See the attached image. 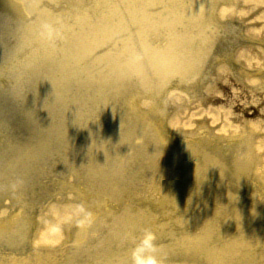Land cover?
Segmentation results:
<instances>
[{
	"label": "rangeland",
	"instance_id": "374dc122",
	"mask_svg": "<svg viewBox=\"0 0 264 264\" xmlns=\"http://www.w3.org/2000/svg\"><path fill=\"white\" fill-rule=\"evenodd\" d=\"M31 1L0 0V221L6 216L29 220V232L17 247L8 251L0 243V264L13 259L16 264H47L36 261L34 254L40 251H51L52 263L91 264L107 247L116 246L122 252L132 249L145 229L160 235L159 244H174L170 255L178 256L185 244L177 241L202 232L203 226L194 219L200 206L208 203V207H219L211 196L217 194L223 178V186L233 195H246L243 182L231 175V168L221 169L219 181L208 168L201 170L198 166L206 155L226 164L238 141L264 136V0H231L228 5L222 0H178L174 5L168 0H145V6L139 7L127 0H33L34 8ZM75 11L93 27L124 28L126 32L112 35L114 45L128 39L134 46L150 41L148 45L158 48L170 36L185 37L194 47L190 51L187 45V51H196L198 58L194 65L187 64V93L172 89L169 97L162 95L163 105L153 109L141 104L140 110L149 117L151 137L160 138V155L169 164L149 165L148 159L140 156L123 164L119 173L124 191L118 198L86 187L91 174L102 170L96 168L88 175V165L95 164L91 159L94 147L90 149L88 144L98 143L92 123L102 120L117 124L120 113H130L129 108L113 100L109 101L110 108L80 107L79 98L85 91L76 89L71 75L66 79L64 94L61 83L59 88L53 87L61 79L54 61L68 42L65 27L70 31L77 27L69 16ZM43 12L49 14V21ZM157 12L162 15L157 17ZM99 19L104 26L96 22ZM40 45L51 50L45 52L47 61L38 51ZM78 111L82 112L81 122ZM197 112L201 113L197 118L200 126L192 117ZM140 142L134 139L133 145ZM103 143L121 157L116 142L109 139ZM181 143L187 145V151ZM171 144L179 146V152L172 151ZM16 146L33 150L35 157L23 166L14 164L10 156ZM180 152L187 158V168H197L195 174L205 181H197L199 177H193V171L182 172L184 165L176 157ZM123 153L127 157L132 152ZM236 155L240 156L241 150ZM11 164L14 169L5 173L3 168H12ZM30 164L35 166L28 168ZM153 168H167L168 176L164 174L157 186L152 184ZM15 185H22L21 193H16ZM249 193H254L250 199L264 202L262 186L252 187ZM80 206L92 213L91 223H81L84 214ZM223 223L219 218L215 225L219 229ZM42 224L40 231L53 224L45 228L53 242L35 241V232ZM230 235L228 231L224 237ZM73 237L82 240L76 243ZM217 239L210 237L209 243ZM252 251L264 255L260 245ZM202 257L187 244V258L191 260L170 264H202Z\"/></svg>",
	"mask_w": 264,
	"mask_h": 264
},
{
	"label": "bare ground",
	"instance_id": "6f19581e",
	"mask_svg": "<svg viewBox=\"0 0 264 264\" xmlns=\"http://www.w3.org/2000/svg\"><path fill=\"white\" fill-rule=\"evenodd\" d=\"M154 1L161 2L164 0ZM168 1H171L174 5L178 0ZM229 2L232 1L222 0V3L225 5H228ZM127 3L138 7L145 6V0H127ZM31 5L34 8L33 0L31 1ZM171 7V5L168 6V9ZM43 13L47 18L45 20L49 21V14ZM154 15L159 17L162 14L157 12ZM69 16L75 20L77 27H74L71 31L68 27H65L66 33L69 36L68 42L63 47V52L59 55L58 60L54 61L55 68L61 70V79L59 83V79L54 82L53 87L57 89L61 83L64 94L66 85L68 84L66 79L71 75L72 77L74 76V80L76 81V89L81 92L85 91L81 100L79 98L80 107L86 106L88 107L87 109L91 110L97 105L102 109L110 108L109 101L113 100V102L116 101L115 104L118 102L121 106L126 107V109L129 108L130 111V113L122 111L119 115L121 120H116L117 124H108L102 120L92 123V128L94 129L92 134L96 137L98 143L88 144L90 149L94 147L95 150V154L91 158L95 161V164L88 165V168H91V170H88V175L96 168H102V170L99 173L91 174L93 181L91 178H88V185L86 187L90 190L92 188V191L95 193L97 191L105 193L112 197V199L118 198L119 194L124 191L121 179L122 175L119 173L120 168L125 166L123 164H126L136 156L148 159L149 165L157 167L158 164L163 166L169 164V160L160 155V138L157 136L155 138L151 137L153 133H150L147 127L149 117L140 110L141 104L148 105L149 109H153V106L158 107L159 105L161 107L163 105L164 99L161 98L162 95L165 94L169 97L172 94V89L182 90L187 93L185 89H187L186 86L189 82V78H187L188 65H194V62L198 58L195 55L196 51L190 53L194 47L187 43V38L185 37L181 40V37L170 36L167 38V43L162 44L158 48L148 45L150 41H143L139 46H134L128 39L122 40L119 45H114L112 35L126 32L124 28L119 30L118 27L116 29H108L96 25L93 27L79 11L71 12ZM96 22L104 26V22L101 19ZM203 41H206V38ZM208 44H211V41ZM187 45L190 51H187ZM138 49L141 51L140 54L137 53ZM39 50L41 51L42 58L47 61L48 55L45 52L51 51L49 47L40 45ZM63 54H70L71 58L67 59L66 55ZM86 91H90V93ZM63 101H65L64 98ZM151 112L149 110V113ZM200 116V112L192 113L195 123L199 126L202 122L197 118ZM77 118L81 122V111L77 112ZM165 118L166 116L163 115V119ZM63 125H65V120H63ZM171 127L173 126L171 125ZM177 131L179 130H175V132ZM183 132L187 135L186 130ZM102 138L104 141L111 139L116 142L119 145L121 157L110 152L105 147L104 141L100 140ZM137 138L141 142L135 146L133 145V140ZM250 138V140H240L232 147L226 164H218L213 156L210 158L206 155L203 160L204 163L198 166L201 170L208 168L209 173L213 172L218 180L222 168H231V175L233 174L232 176L235 179L243 182L242 186L245 189L244 193L246 195L239 197L233 195L230 190L223 186L225 183L222 177V182L219 180L217 194L215 193L211 196L217 199L219 207H215V205L214 207H208L207 203L200 206L194 217L196 223L203 226L204 231L201 228L202 232L200 231L197 234L198 236L187 237L186 235L180 238L177 243H184L185 246L183 247L184 249H180L182 251H178V256L170 255L171 249L175 247L174 244H160L161 254L167 257L166 264H170L175 260L182 262L191 260L187 258V244L192 246L194 252L196 249L202 254V264H264V255L262 257V254L252 251L256 245H260L264 251V202L260 204L250 199L254 193H249L252 187L257 189L262 186L264 188V136ZM101 142L102 144H100ZM166 142L167 145L170 143L165 139V144ZM181 145L183 151H187V145L185 143H181ZM171 147L172 151L179 152V146L174 148L171 144ZM129 150L132 153H126L129 154L127 157L123 156L125 153L122 154V151L127 152ZM239 150H241L240 156L236 155V152ZM12 153L10 158L13 163L20 166H23V162L35 157L33 150H25V148H20L19 146H16ZM176 157L184 165L183 168H180L183 173H187V170L189 172L193 171V177H199L197 181L198 179H202L200 175L195 174L197 168L196 171L193 168H187V158L184 157L182 152ZM33 166L35 164H30L28 168ZM11 167L3 168L5 169V173H11L14 165L11 164ZM153 171L154 173L151 174L154 175L152 184L157 186V184L163 182L167 168H153ZM202 173L207 175L206 172ZM186 175L183 176L186 177ZM207 178L210 177L207 175ZM250 180L253 181V184L250 183L249 185ZM202 181L205 180L202 179ZM95 185L99 187L97 190L95 189ZM208 185L211 186L209 180ZM21 186L15 185L14 189L16 193H21ZM159 188L161 190L164 189L162 185ZM219 218L224 222V226L218 229L219 226L215 224L218 223ZM28 225L29 220L27 221V219L21 216L17 218L6 216L3 218L0 221V243L2 246L6 245L8 247L6 250L8 251L17 247L23 241L24 236H26L25 232H29V230H26ZM52 226L53 224L47 225L45 228ZM42 227H44L43 224L35 232V241L53 242V238H49L45 228L43 231H40ZM228 231H231V235L224 237ZM209 236L220 239L210 244ZM157 237L159 238L160 235ZM56 239L59 240L60 236ZM72 240L77 243L82 238L73 237ZM113 249H117L118 251L110 252ZM122 251L124 250L118 249L116 246L107 247L100 252L99 255L101 257L91 262V264H126L127 262L131 264V249L125 250V252ZM34 255L36 256V261L47 264L52 263L54 256L51 251H40ZM4 259L7 258L4 257ZM15 261V259L7 261V264H16ZM65 264L70 263L67 261Z\"/></svg>",
	"mask_w": 264,
	"mask_h": 264
},
{
	"label": "clouds",
	"instance_id": "9594fccd",
	"mask_svg": "<svg viewBox=\"0 0 264 264\" xmlns=\"http://www.w3.org/2000/svg\"><path fill=\"white\" fill-rule=\"evenodd\" d=\"M79 211L84 214L81 223H91L92 213L83 206H80ZM166 262L167 257L161 254L157 234L151 229H145L134 241L131 249V264H166Z\"/></svg>",
	"mask_w": 264,
	"mask_h": 264
}]
</instances>
